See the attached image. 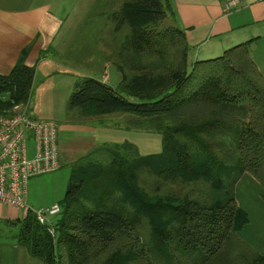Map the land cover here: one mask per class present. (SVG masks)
<instances>
[{"label":"trees","instance_id":"1","mask_svg":"<svg viewBox=\"0 0 264 264\" xmlns=\"http://www.w3.org/2000/svg\"><path fill=\"white\" fill-rule=\"evenodd\" d=\"M122 1L112 13L118 49L86 51L114 63L117 87L82 75L68 106L123 114L130 127L158 133L161 150L142 155L123 141L79 157L54 233L27 211L17 243L42 264H264V250L240 239L250 218L233 193L243 174L264 186V78L252 39L191 63L183 30L162 26L167 0ZM27 51L0 74V109L28 110Z\"/></svg>","mask_w":264,"mask_h":264},{"label":"crops","instance_id":"2","mask_svg":"<svg viewBox=\"0 0 264 264\" xmlns=\"http://www.w3.org/2000/svg\"><path fill=\"white\" fill-rule=\"evenodd\" d=\"M121 1L106 0L108 3H117L115 10L119 9ZM167 1L170 9L164 18V25L183 30L189 46L191 63L194 60L217 57L225 49L252 39L248 45L249 55L264 78V61L261 55L257 56V44L264 41V0H238L237 4L229 10L225 9L226 0ZM99 2H104V0H99ZM51 4L52 2L49 0H0V74L9 73L20 52L24 48H28L25 63L35 68L33 82L42 73L43 76L39 79V84L45 89L46 83H52L53 88L58 89L52 81L53 74L69 72L64 67L62 68V66H66L65 62L59 60L64 49L56 47L54 44L64 25L63 15L52 11ZM111 35H115L112 29ZM98 45L95 48L89 44V48L81 45L79 49L83 51V55L91 49L112 52L116 50L114 48L118 47V42L108 40L100 47ZM47 48H51L47 51L48 53L50 51L51 55L46 52L45 56L41 57V52L46 51ZM253 51L254 57L251 54ZM84 57L86 56L84 55ZM61 62L63 65L60 64ZM109 64L114 66L110 60L103 58L99 68L102 72L101 76L100 78L96 77L106 83L104 71ZM59 67L61 70L55 69ZM83 75L91 74L83 73ZM80 76L82 75L80 74ZM46 87L50 89L49 85ZM67 107L70 117L61 123L55 122L57 124L60 166L64 157L73 163L103 143L128 141L133 143L142 155L159 152V146L161 150V136L158 133L146 130L137 132L128 124L120 126L118 123L111 122L112 119L118 118L117 113L105 116L83 115L80 108L69 107L68 102ZM247 176L254 181L255 185H260L248 174H243L237 183ZM256 189L258 191H255V196L262 202L263 198L260 192L263 191L255 187ZM258 192L259 194H257ZM251 193L254 195V192ZM61 199L38 203L37 198L32 199L28 196L27 190V202L33 209L59 203ZM236 202L240 207L243 206L237 197ZM243 207L245 208V206ZM24 214L25 211L19 208L0 203V264H42L39 259L29 255L27 250L17 243L15 238L17 230L6 228L9 225H16V222Z\"/></svg>","mask_w":264,"mask_h":264},{"label":"rangeland","instance_id":"3","mask_svg":"<svg viewBox=\"0 0 264 264\" xmlns=\"http://www.w3.org/2000/svg\"><path fill=\"white\" fill-rule=\"evenodd\" d=\"M49 1L52 2V11L63 15L64 25L54 44H56V47L64 49L59 56V60H63L65 62L66 66H62V68L64 67L67 69L69 73L58 72L53 74L52 81L58 87L57 90L53 88L52 83H46V85L50 86V89H47L46 85L44 89L39 84V79L43 76V74L40 73L33 82L32 92L27 103V112L31 116L50 119L58 124L65 121L67 117H70L67 102L70 92L74 88L75 82L81 77L80 74H91L92 76L98 78L101 76L102 72L99 68L101 66L100 62L103 60L104 56L102 57L98 55V57H96L90 52H85L84 55L86 57H84L83 53L81 55L79 48H81V45L88 47V44L94 48L99 44L98 47H100V45H103V43L108 40L112 42L114 40L117 41V38L119 39V33L117 30L115 31L116 38L111 35V29H116L117 25L116 19L112 17L113 10L116 9L117 3H108L106 0L101 3L99 0H97V2H95L96 0ZM163 24L164 21L162 22V26ZM261 44H257V56L259 57V55H261L262 60L264 61V41H262ZM105 52L106 51H104V53ZM248 52H250L249 48ZM48 54L51 55L50 52ZM251 54L254 57V51L251 52ZM62 63L63 62L60 64ZM55 69L58 71L59 69L61 70L60 67ZM104 76L107 83L114 88L117 87L121 79L119 71L111 64L105 68ZM116 116L118 118L116 117L117 119H112L111 122L118 123L120 126H125L129 123L127 122V117L123 114H118ZM135 130L137 132L144 131L143 129L138 128H135ZM32 148L33 140L32 138H28V157L32 156ZM158 151H160V146ZM71 164V160L64 157L61 161L59 169L53 172H47L30 177L27 183L28 196L32 199L37 198L38 203L51 199H61L65 194ZM236 184L237 185H235L233 189L235 198L237 197L242 205L245 206V208L243 206L242 207L246 209L250 218L249 225L246 229L240 232V239L251 249L255 251H263L264 202L262 199V202L257 200L255 191L258 190H255V187L264 191V186H262V184L259 186L255 185L254 181L248 176L243 177ZM251 192H254V195H252ZM260 193V195L263 194V192ZM257 194H259V192ZM6 228L9 230L15 229L16 231L18 226L9 225ZM230 260L231 258H226L225 261L229 264Z\"/></svg>","mask_w":264,"mask_h":264},{"label":"built area","instance_id":"4","mask_svg":"<svg viewBox=\"0 0 264 264\" xmlns=\"http://www.w3.org/2000/svg\"><path fill=\"white\" fill-rule=\"evenodd\" d=\"M237 2L226 0L225 9H231ZM28 138L33 140L31 157H28ZM59 167L55 121L29 115L22 104L0 109V203L32 211L40 224L48 226L51 234L54 233L52 221L60 212V205L31 208L27 202V181Z\"/></svg>","mask_w":264,"mask_h":264}]
</instances>
